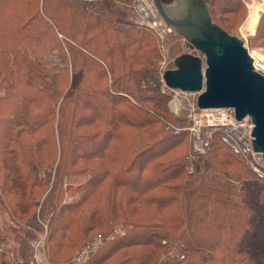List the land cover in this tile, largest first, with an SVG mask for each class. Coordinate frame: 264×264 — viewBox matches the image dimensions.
<instances>
[{"label": "trees", "instance_id": "trees-1", "mask_svg": "<svg viewBox=\"0 0 264 264\" xmlns=\"http://www.w3.org/2000/svg\"><path fill=\"white\" fill-rule=\"evenodd\" d=\"M31 1L0 0V204L7 214L28 217L26 224L37 231L35 219H43L54 253L73 247L75 227L81 229L78 240L106 230L104 251H93L85 264H264V178L216 135L203 154L189 149L156 163L174 146L173 135L156 132L153 139L150 130L141 131L145 137L140 134L125 162L120 157L127 154L110 152L115 134L125 133L119 128L153 123L134 105H123L119 91L139 104L167 100L153 71V35L124 21L105 0L97 6L74 0L28 6ZM56 2L69 18L66 27L50 18L61 14ZM213 2L208 11L217 23ZM55 29L66 30L65 40L52 34ZM50 50L61 54L54 72L46 67ZM106 76L109 84L101 82ZM24 132L39 135L33 140ZM67 191L71 199L65 202ZM32 206L38 211L30 213ZM19 229L11 232L25 259L34 232Z\"/></svg>", "mask_w": 264, "mask_h": 264}, {"label": "rangeland", "instance_id": "rangeland-1", "mask_svg": "<svg viewBox=\"0 0 264 264\" xmlns=\"http://www.w3.org/2000/svg\"><path fill=\"white\" fill-rule=\"evenodd\" d=\"M57 2L61 4H68L73 0H56ZM70 1V2H69ZM74 1H80V2H87L90 4H95L96 6L99 4H103L104 0H74ZM166 4L169 2V0H163ZM40 3V0H32L31 2H28V6H35L36 3ZM56 2V6L59 10V12H63L62 6H60ZM105 2H108L110 6L115 9V12L117 15H119L124 21L130 22V24H133L136 26V28H140L141 30H145L153 35V71L156 73L159 77L161 76L164 69L172 68L174 67V58L175 56H178L181 53H191L194 55H198L202 58L201 53L194 49H189L185 47V44L183 42V39L181 36H179L176 32H174L173 29H169L167 26H165L163 20L158 15V13L155 10V7L153 5L152 0H105ZM252 3L259 5L258 10V19L255 23L254 29L252 32H242L240 31L241 25L244 24L249 11V6L252 5ZM16 5H22L24 3L17 2L14 3ZM250 4V5H249ZM40 5V4H39ZM228 9V10H226ZM60 12V13H61ZM213 19L221 26L223 27L229 34L235 35L243 42H245V46L250 50L251 52L253 50L261 52L264 54V0H214L212 4V12ZM58 16V15H57ZM96 16L95 14L92 16L94 18ZM53 22L58 25V27L61 25V27H66L69 21V18L66 17L63 13L59 14L57 21L53 20L52 17H50ZM92 18V20H93ZM114 15L110 16V19H113ZM115 19V18H114ZM76 22V20H75ZM78 22V21H77ZM76 26V23L74 24ZM56 30V29H55ZM52 33L57 39H64L63 34H66V30H63V32L57 30ZM135 31V30H134ZM61 32V33H59ZM69 32V31H67ZM61 49L62 52L67 54L69 52V48L65 43L61 42ZM61 54L56 50H50L45 54V59L51 60V64L46 66L49 68V72H54L59 67V56ZM46 59V60H47ZM66 77V74L63 76ZM109 76H106L102 83H110ZM65 80V79H64ZM160 83V91L159 93H164V95H167L164 102H147L145 104H142L140 101V104L137 103L130 95L129 93H125L123 91H119V94L121 95L123 105L129 106L134 105L136 108H134V111L137 112L139 116H142L143 118L151 119L153 120V123L151 126L147 128H143L141 130H134L130 127L123 126L122 128H119L120 131H125V133H116L114 139L110 142V152L113 153V151H117L118 154L121 152V154L125 153L127 156H121L120 158L125 162L126 159H131V155L135 151V149L139 146V140H140V134L141 138L145 137L143 133L144 130L149 131L148 133H154L152 135L153 139L159 138L157 134H160V136L169 137L173 135L174 146L168 150L166 153H164L161 157L155 158L152 160L151 163H156L160 161H166L168 158H180L183 156V154L189 152L190 149V143L192 135L190 134V131L188 130V127L191 126L192 121L190 118L187 117V113L194 111L193 107L195 106V98H196V91H180L179 93L174 92L175 98L172 101L171 100V93L173 92V89L167 88L161 79H159ZM65 83V81H64ZM143 95H152L153 91L149 92L147 90H143L141 92ZM125 101V102H123ZM157 105V106H156ZM143 107L144 109H151L152 113H147L146 111H141L138 109V107ZM153 107H156V113L153 114ZM44 132V131H43ZM42 131L39 132V134L43 133ZM156 132H160L157 133ZM37 134H31L24 132L23 137L24 138H31L34 140L36 137H38ZM48 136V134H47ZM155 138V139H156ZM153 145L156 147L158 146V143L156 140ZM30 142V140H28ZM47 145L44 147V151L47 148ZM42 151V150H41ZM191 151V149H190ZM39 153H41L39 151ZM43 153V152H42ZM216 153L220 154V150H217ZM46 156L48 155L45 151ZM194 154V153H193ZM192 155V152H191ZM58 156V153H57ZM129 156V157H128ZM207 157V154H206ZM96 161V160H94ZM92 161V162H94ZM140 158L137 159L136 163H139ZM90 162V161H88ZM88 162H81V165H85ZM88 165V164H87ZM189 167V164L187 165V168ZM189 169V168H188ZM99 193V192H98ZM99 196V195H98ZM94 197V200H99V198L102 197ZM62 200L65 202H68L71 199V196L69 194V191L62 194ZM153 207V206H152ZM7 209V205L5 203L0 204V237H3V241H0V252H5L6 256L4 258H0V264H29L30 260L32 259L33 254V247L31 246V243L37 242L39 243V254L44 259L46 264H63L70 261L72 256L78 251L85 242L89 241L91 238H93L96 235H105L107 232L104 229H93L89 232H86L85 236L83 238H79L81 235L79 231L81 230L78 227H75L71 230L72 235L75 234V238L77 239L76 243L73 245V247L69 249H63L61 252L58 250L56 253L52 252L50 250V244L49 241L46 240L47 237V223L44 222V220L38 218L35 219L38 222H40V227L37 231V229L32 228L30 225L26 224V220L29 219H23L18 220L14 216H9L7 212L4 210ZM148 210V208H146ZM36 212L38 211V206H32L29 209V212ZM36 214V213H35ZM52 226V225H51ZM12 227H17L18 233L21 232L19 227L25 230H30L34 232V235L28 239L27 248L25 250V259L22 258L18 253L19 243H17L14 234L15 232H11ZM105 233V234H104ZM46 235V236H45ZM77 235V237H76ZM103 242V241H102ZM101 245V244H100ZM100 245L98 247H100ZM14 249L12 252L11 250ZM105 249V246H102L100 248L96 249V255L99 256ZM64 252V255L62 254ZM59 253V254H57ZM94 252L91 253L88 257L89 262L93 259ZM3 260V261H2Z\"/></svg>", "mask_w": 264, "mask_h": 264}, {"label": "water", "instance_id": "water-1", "mask_svg": "<svg viewBox=\"0 0 264 264\" xmlns=\"http://www.w3.org/2000/svg\"><path fill=\"white\" fill-rule=\"evenodd\" d=\"M152 1L185 47L202 56L188 52L175 56L174 67L164 69L158 79L170 89L196 91L198 109L230 107L234 119L249 116L252 147L264 161V75L253 70L245 42L212 20L205 0H178L171 11L160 0Z\"/></svg>", "mask_w": 264, "mask_h": 264}, {"label": "built area", "instance_id": "built-area-1", "mask_svg": "<svg viewBox=\"0 0 264 264\" xmlns=\"http://www.w3.org/2000/svg\"><path fill=\"white\" fill-rule=\"evenodd\" d=\"M165 26L169 28L168 25L165 24ZM248 54L252 59V66L255 67L253 70L264 75V61H260L249 51ZM180 91L181 90L173 89V92L170 94L172 101L175 98L174 92L179 93ZM193 109L194 111L187 113V117L192 121L191 126L188 127L192 135L190 143L192 153L203 154L210 138L216 135L219 142L224 145L230 153L243 159L246 166L257 177L264 178V161L261 157V153L253 150L251 143L252 135H250V131L253 123L249 116L234 119V111L230 107L198 109L194 106ZM102 240L100 235L94 236L76 251L69 262L63 264H85L88 259L87 256L93 251L95 252L102 243ZM38 244L37 242L31 243L34 251L29 264H46L39 254Z\"/></svg>", "mask_w": 264, "mask_h": 264}, {"label": "bare ground", "instance_id": "bare-ground-1", "mask_svg": "<svg viewBox=\"0 0 264 264\" xmlns=\"http://www.w3.org/2000/svg\"><path fill=\"white\" fill-rule=\"evenodd\" d=\"M250 5V4H249ZM258 10H259V5H256L254 3H252V5L249 6V13L247 15V18L244 22L243 25H241V29L240 31L242 32V34L244 32H252L255 26V23L258 19ZM250 53H253V55L255 57H257L260 61H264V54L258 51L253 50L252 52L250 50H248Z\"/></svg>", "mask_w": 264, "mask_h": 264}, {"label": "flooded vegetation", "instance_id": "flooded-vegetation-1", "mask_svg": "<svg viewBox=\"0 0 264 264\" xmlns=\"http://www.w3.org/2000/svg\"><path fill=\"white\" fill-rule=\"evenodd\" d=\"M160 1H161L162 5L165 8L167 7V10H170V11L172 10V8L176 7L177 4H178V0L175 1L174 5H170V6H168L163 0H160ZM205 2H206V5H207V8H208V6H210L211 0H205Z\"/></svg>", "mask_w": 264, "mask_h": 264}]
</instances>
